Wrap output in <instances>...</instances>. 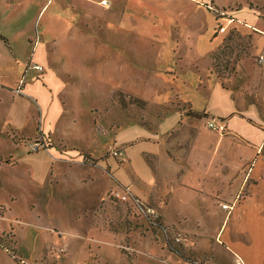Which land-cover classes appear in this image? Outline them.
<instances>
[{
  "label": "crops",
  "instance_id": "crops-1",
  "mask_svg": "<svg viewBox=\"0 0 264 264\" xmlns=\"http://www.w3.org/2000/svg\"><path fill=\"white\" fill-rule=\"evenodd\" d=\"M15 1L0 6V141L10 144L9 154L0 151V173L17 167L31 182L60 178L63 189L83 190L78 205L93 209L111 185L128 187L162 225L192 235L184 251H200L205 264H234L236 256L243 264H264V0H44L45 23L51 18L69 27L55 29V35L47 26L39 35L31 31L35 0H27V8L25 0ZM83 16L110 28L105 48L93 46L95 33L77 28L74 21ZM216 25L224 29L216 32ZM232 31L239 32L248 57L221 79L210 72L212 54ZM26 42L30 50L22 47ZM65 44L83 57L68 74L50 59ZM256 56L263 59L257 63ZM30 59L43 69H33ZM115 91L169 108L154 128L130 123L114 131L124 162L64 158L75 148L88 151L84 136L95 134L94 106ZM210 118L224 120V130L208 128ZM65 130H75V139H64ZM99 130L111 131L106 124ZM46 135L54 143L48 140L38 152L28 149L27 143ZM167 148L176 158L167 156ZM72 197L69 205H75ZM234 198L230 211L215 204ZM214 212L213 225L198 222ZM183 217L192 225L181 223ZM206 226L214 240L199 242L188 231ZM158 233L153 235L162 241ZM160 253L165 264H188L165 244Z\"/></svg>",
  "mask_w": 264,
  "mask_h": 264
},
{
  "label": "rangeland",
  "instance_id": "rangeland-1",
  "mask_svg": "<svg viewBox=\"0 0 264 264\" xmlns=\"http://www.w3.org/2000/svg\"><path fill=\"white\" fill-rule=\"evenodd\" d=\"M16 1L17 5L21 4V0ZM43 1H33L30 14L35 20L32 23L31 31H35V34L39 35L47 26L53 35L56 33L55 29L66 32L69 28L66 22L60 23L49 18V22L45 23L47 14L42 17L44 9L40 11ZM4 2L5 0H0L1 7L5 4ZM27 6V0H25V7L27 8ZM16 13L17 16L20 15V12ZM22 14L21 16H23ZM64 14L70 15V8L64 7ZM11 16L13 17V14ZM67 16H64L65 21ZM12 17L10 18L12 19ZM74 23L81 31L97 35L93 40V46L95 45L98 49L99 45L105 48L103 40H107L104 42L110 41L106 39V33L110 28L105 25V22H95L90 17L83 16L79 19V23L76 20ZM219 28L220 26H215L216 32L219 31ZM71 29H75V27ZM55 41L59 42L57 39ZM90 41L88 40V42ZM27 44L26 42L22 47L30 50L31 46ZM131 46L133 44L129 40L128 47ZM103 48H100L101 51L104 50ZM245 50L239 32L232 31L231 34L226 35L223 44L212 54V70L210 72L221 79L229 76L230 73H235L238 65L241 64L240 61L248 57ZM28 52L30 55L31 51ZM60 52L61 54L57 56L53 53L50 59L61 64V68L65 72L63 74H68V71L72 72L78 61L80 63L82 61L83 57L78 58L74 48L68 47L66 44ZM21 57L23 60V54L19 56L20 61H22ZM85 58L92 59L93 57L85 56ZM255 62H259V56H256ZM30 63H32L31 65L39 64L38 61L31 59ZM96 89L102 93V88ZM119 92H122L121 95L128 94L123 91ZM116 93L117 91L113 92L112 99L111 97L107 98L109 101L111 100L110 103L107 101L98 108L104 114L98 112L97 105L94 106L96 115L98 114V117L95 118V134L93 137L84 136L86 143L84 147L88 151L85 150L84 153L80 151L65 152L63 153L66 155L63 156L64 158L74 160L70 156L78 154V157H83L85 160L91 159L90 161L93 162L94 158L106 159L108 157L111 161L121 159L124 162L123 155L113 157L111 154L115 149V132L106 130L107 133L101 134L99 129L108 123L114 125L124 121H135L154 128L156 122L169 108V103H153L142 99L143 103L139 100L136 101L134 95L131 94H128L127 97L121 96L119 101V97H115ZM101 95L103 96V94ZM113 97H115L114 100ZM97 99L100 100L98 97ZM74 131L65 130L63 138L75 139L73 135L76 136V132ZM36 135L38 136V134ZM176 136L174 135V137ZM51 140L53 139L51 138ZM0 151L9 154L10 144L5 146L0 141ZM177 152L180 153V151ZM175 153L170 148L166 149V154L171 159L176 158ZM147 160L151 165L154 164L153 157H148ZM11 170L8 174L0 173V264H165L160 253L162 244H165L164 236L153 226V224H158V216L154 213H147L146 205L142 200L135 196L123 200L119 196L121 191L113 184L106 189L94 209L91 205L83 207L82 203L81 205L77 204L81 200L78 194L83 193V190H72L67 186V189H63L64 184L60 183V178L49 176L44 181L31 182L30 175L18 172L17 167ZM59 171L62 173L61 170ZM6 177L12 178L10 183L5 181ZM64 183L72 188L70 182L64 181ZM103 191L105 190L100 192ZM115 192L118 194L117 196ZM69 196H73L71 200L75 205H69ZM149 201L152 203L151 200ZM225 202V199H217L215 204L221 209V203ZM6 209H9V215H6ZM93 210H96L95 214L92 213ZM216 213L205 214L202 220L199 218L198 222L202 223L203 221L205 225H213L216 218L218 219V213ZM147 214L150 216L149 218L146 217ZM220 216L222 219L221 214ZM149 219L155 223H149ZM180 222L188 226L192 225L190 219L186 217L181 218ZM92 223H95L96 228H90ZM206 228L201 231H188L195 232L194 234L200 239L199 242L214 240L211 238L210 229L207 226ZM168 231L171 235L181 232L193 239V236L188 232L175 231L174 228L171 231L168 229ZM154 233H158L162 241L155 237ZM187 251H183V254L188 258L195 257L197 260L203 261L204 254L202 255L200 251Z\"/></svg>",
  "mask_w": 264,
  "mask_h": 264
},
{
  "label": "built area",
  "instance_id": "built-area-1",
  "mask_svg": "<svg viewBox=\"0 0 264 264\" xmlns=\"http://www.w3.org/2000/svg\"><path fill=\"white\" fill-rule=\"evenodd\" d=\"M223 29H224V26L221 25L219 28V31H222ZM262 59H263L262 56H259V61H261ZM32 67H33V69H35L37 71H41L43 69L42 66L39 64H33ZM22 83H23V81L20 80L18 83L19 86L15 89V92L21 93L20 87H21ZM206 126L210 129L217 130V131L221 132L224 130L225 121L218 119V118H210L207 120ZM40 147H41V145L36 141L28 143V149L31 152H35V151L39 150ZM120 153H121V151L118 148H115L111 152L113 157L119 156ZM115 195L117 196L118 194L116 193ZM119 196L123 200H127L129 197H132V198L134 197L133 193L131 192V190L128 187H125V188L123 187ZM236 199L237 198H234L230 203H221V208L224 210L230 211L233 208ZM146 210H147V213L153 214L152 210H150V209H146ZM146 217L149 218L150 216L147 214ZM157 221H158V219H157ZM148 222L152 223V224L155 223L153 220H150V219L148 220ZM153 226H155L156 229L162 234V236H164L163 239H164L165 245L171 251L173 250V246L171 247V245H177V246L185 249V248H189L193 244L192 239H190V237L184 233L176 232L173 235H171V233H169V231H168V228L159 222L157 225L153 224ZM168 235H171V236H168ZM174 254H176V253H174ZM181 258L188 264H205L204 262L197 260L195 257H192V259H190L188 257L181 256ZM234 264H243V262L239 256H236L234 258Z\"/></svg>",
  "mask_w": 264,
  "mask_h": 264
},
{
  "label": "trees",
  "instance_id": "trees-1",
  "mask_svg": "<svg viewBox=\"0 0 264 264\" xmlns=\"http://www.w3.org/2000/svg\"><path fill=\"white\" fill-rule=\"evenodd\" d=\"M122 94V92H119V91H117V93L115 94V97H119V101H120V97L121 96H124V97H127L128 96V94L127 95H121ZM133 96V95H132ZM115 97H113V100H114V98ZM130 97V96H129ZM133 98V97H132ZM111 99H112V97H111ZM134 99H136V101H140V102H142L143 103V101L140 99V98H138V97H136V96H134ZM109 103L111 102V100L110 101H108ZM97 106L99 107V104H97ZM102 106V105H101ZM101 111V110H100ZM99 111V113L100 114H104V112L103 111H101L100 112ZM165 113V112H164ZM98 117V114L96 115V117L95 118H97ZM94 121H95V119H94ZM130 123H137V122H135V121H124V122H122V123H119V124H114V125H112L111 123H108V124H106L107 126H108V128L109 129H111V131H115L116 129H118L119 127H122L123 125H126V124H130ZM144 126H146V125H144ZM147 127V126H146ZM40 138H41V136H40ZM35 139V141L36 142H38L40 145H41V147H40V149L42 148V147H46V145H47V141L49 140H51V138L48 136V135H46V138L45 139ZM51 143H54V141L53 140H51ZM77 151H80V152H83L84 153V151L85 150H83L82 148H79V149H77V148H75ZM173 246V252L174 253H176L178 256H184V257H187L186 255H184L183 254V251H184V249L183 248H181V247H179V246H177V245H171V247Z\"/></svg>",
  "mask_w": 264,
  "mask_h": 264
}]
</instances>
